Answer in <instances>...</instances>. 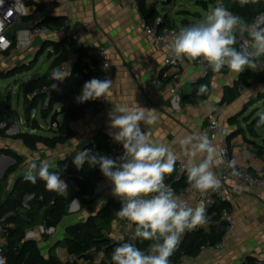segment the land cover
<instances>
[{"label": "crops", "instance_id": "crops-1", "mask_svg": "<svg viewBox=\"0 0 264 264\" xmlns=\"http://www.w3.org/2000/svg\"><path fill=\"white\" fill-rule=\"evenodd\" d=\"M33 1L40 7H26L27 22H22L21 19L12 29L11 40L15 43L14 54L27 58L43 46L44 54L51 52L53 55L55 44H63L70 34H75L79 39V47L84 49L85 53L81 57H76L73 53L65 51L67 58L61 67L71 71L73 76L66 78L58 86V91L69 92L74 89L76 82L84 78V75L89 73L93 75L95 56L99 50L105 51L110 58L111 67L108 78L112 80V87L107 96V105L100 112L88 113L81 121L71 122L70 127L74 131V137L54 149L40 145L36 150H30L21 141L10 138L13 132L0 133V150L9 149L23 157L21 173H26L30 163L44 160L49 163L50 169H53L59 161L74 157L86 146L95 148L98 142L106 138L113 140L109 133L116 130L109 128L108 112L120 105L129 107L139 105L147 110L154 109V113L148 114L156 115V123L141 124L142 130L150 133V139L153 142L171 147L177 155V163L187 164L188 158L183 155L178 140L192 133H201L207 124L208 117L216 107L220 106L224 88L232 86L240 74L228 70L227 74L211 76L209 79L211 94L202 106L192 104L187 99L192 93L194 84L201 79V72L197 69L182 66L177 84L171 79L163 80L162 86L153 91L149 87V80L153 73L161 71L163 53L154 46L153 40L143 33L140 26L141 14L138 11L127 4L111 0H46L43 3ZM66 2L67 7H61V4ZM145 4L150 13L167 17L175 26L177 18L181 22L185 17L177 14L187 13L183 0H168L165 3L163 0H145ZM52 5L55 7L49 9ZM197 5H199L198 2ZM65 20L70 23L69 30L55 35L53 30L59 28ZM39 28L44 31L35 34L34 30ZM11 51L12 49L9 52ZM53 59L54 55L46 65L47 69ZM17 60L20 59L17 58ZM0 65L3 66V63ZM175 85L179 90L176 100L170 95V89ZM263 90L264 83L256 75L252 76L249 89L240 87L239 97L226 106L225 113L219 118L224 134L216 141H212L213 145L227 149L230 160L237 161V170H244L253 176L264 175V135L261 131H257L256 135L251 134L247 129L248 124L245 118L253 117V115L250 114L247 117L243 115L246 107L255 103L251 101H254L258 94H264ZM56 107L60 108L61 105ZM234 118L237 119L235 122ZM230 122H232L231 125ZM13 125H16L15 133L38 135V130H33L28 125L25 132H19V123ZM259 151L262 153L260 154ZM200 159L201 157L198 156L196 162ZM223 170L222 165L213 169L217 176ZM186 182L187 174L184 175V183ZM76 193L77 191L74 192L71 206L68 205L66 216L55 229L54 234L48 237L46 242H42L45 238L39 236L35 239L45 256L49 254L53 246L51 244L64 239L67 226L86 220L91 216L89 213L95 215L102 207L98 208L101 201L113 197L110 181L96 184L94 194L89 201H86L93 200V202L83 208L80 206V198ZM70 194L73 195V192ZM224 196V203L231 209L237 223L236 228L225 238L223 237L224 247L202 251L195 259L182 258L179 264H243L248 258L264 259V189L235 187L228 183ZM186 200L192 207L197 205L193 196ZM88 206H91L90 212H87ZM210 216H213V213ZM209 224L208 219L206 224L197 228L207 230ZM39 227L41 225L30 230L35 231ZM122 233L123 227L118 223L112 222L104 228V234L112 242H115ZM41 246L45 247V252ZM54 254L61 262L67 258V253L65 258H61L57 254V249L54 250ZM95 257L100 259L102 255Z\"/></svg>", "mask_w": 264, "mask_h": 264}, {"label": "clouds", "instance_id": "clouds-1", "mask_svg": "<svg viewBox=\"0 0 264 264\" xmlns=\"http://www.w3.org/2000/svg\"><path fill=\"white\" fill-rule=\"evenodd\" d=\"M4 0H0V6ZM243 7L256 4L258 0H237ZM247 33V36H245ZM239 44V47L237 45ZM170 54L183 62H199L214 73L225 67L230 72L243 73L246 69H256L257 60L264 57V14L252 23H246L222 4L210 8L206 17L181 27L172 35ZM109 65L102 66L107 71ZM70 71L60 68L52 70L50 79L63 82ZM58 90V85H50ZM112 87V80L92 78L86 81L76 100L84 103L105 98ZM208 85L200 84L196 95L208 93ZM153 110L139 105H120L108 112L109 128L113 140L122 144L123 152L116 158L92 154L90 149L78 151L73 164L80 169L85 163L90 167L99 166L102 175L111 183L112 195L119 198L120 208L115 214L133 225L134 236L141 241H150L146 250L135 244L123 242L114 248L113 264H171L170 257L177 249L182 235L208 222L207 210L203 202L195 207L177 196L165 183V177L175 170L177 155L165 144H157L150 139V133L142 130L141 124L153 125L157 121ZM256 127H264V113L258 114ZM183 155L187 157L186 191L206 193L221 187V179L213 171L219 165L227 164L233 177H239L235 159L226 160V151L213 145L205 133H192L178 140ZM201 157L196 162L197 157ZM49 163L29 164L24 179L35 184L45 182L46 190L57 194L67 192V183L61 179L60 171H50ZM123 239V237H121ZM0 264L6 258L0 256Z\"/></svg>", "mask_w": 264, "mask_h": 264}, {"label": "trees", "instance_id": "trees-1", "mask_svg": "<svg viewBox=\"0 0 264 264\" xmlns=\"http://www.w3.org/2000/svg\"><path fill=\"white\" fill-rule=\"evenodd\" d=\"M22 1L25 7H40L33 0ZM198 4L204 7L206 6V3L198 2ZM222 5L233 14L240 16L246 23L254 22L256 16L264 13V0H258L256 4L250 3L243 7L239 5L237 0H229ZM138 6L141 17L145 18L148 23H152L159 17L147 10L145 0H138ZM162 20L161 26L178 29L167 17H163ZM22 22H27L26 16L22 18ZM14 47L15 43H13L12 49ZM44 50L37 54L36 59L44 54ZM65 51L63 44H55L53 48L54 59L46 73L21 84L25 122L31 123L33 130L41 131L37 121L30 119L32 112L36 109H39L40 118L43 121L49 119L54 107L61 105V107L63 106L66 109L65 113L61 116L62 119L58 129H47L52 136L29 133H17L10 136L13 140L21 141L30 150H36L40 145L48 149H54L57 146L65 144L74 137V131L70 127L71 122L81 121L88 113L100 112L102 110V106L98 100H90L84 103H78L76 100V97L81 93L84 83L90 80L91 73L84 75V78L76 82L74 89L69 92L60 93L58 90H53L50 87L54 83L50 79V73L53 69L59 68L65 63L67 58L64 54ZM83 53H85V50L79 47V57ZM9 54L10 52H7L2 56H9ZM262 58L264 60V57ZM36 59L35 61H37ZM35 64L36 62L33 65L23 64L17 68L0 70V81H5L18 74L31 72ZM227 72V67L223 68L219 73H214L209 69L207 71V77L198 80L194 84L192 93L187 99L192 104H198L199 102L208 100L211 94L210 77L215 74H227ZM252 76L253 74L251 72L244 71L232 86L225 87L219 105L228 106L232 104L239 97L240 87L246 89L251 87ZM260 81L264 83V78L260 77ZM200 84L208 85L209 90L206 95H196ZM9 104L10 101H7L6 106L8 108L10 107ZM258 119L259 116L245 118L248 124L247 129L253 135H256L257 131H261L264 135V127H256ZM236 120L234 118V122ZM232 122H230V125ZM2 124L4 128L0 129V133L5 134L10 128V123L4 118H0V125ZM84 149H90L92 154L108 156V147L104 141L98 142L95 148L89 145ZM259 153L261 154L262 151H259ZM0 155L9 157L14 161V164L5 172L3 179L0 181V225L4 228V257L6 258L7 264H69L68 262H61L54 254V250L61 244L66 250L67 256L75 258L76 261L73 264H94L95 256L99 254L102 255L100 264H106L112 261L111 256L113 250L120 243H132L142 250H146L151 243L150 241H141L136 237H134L133 241L125 240L113 243L106 237L104 228L114 221L117 217L115 212L121 206L119 198L114 196L113 198H109L95 215L89 216L82 222L67 226L64 231V239L59 241V244L55 243L51 247L49 254L45 256L36 240H27V232L39 225L45 229H56L66 216L69 201L63 194L46 190L45 182L42 180H37L35 184L26 181L24 179L25 173H21L24 164L22 156L9 149L0 150ZM73 159L74 157H68L63 161H59L53 169L49 170L56 171L58 168L61 174L62 172H66L71 175L77 187V197L80 198L81 204H84L85 201L83 198L87 196L91 197L94 194L95 185L108 180L102 175L98 165L90 167L88 163H85L82 168L77 169L73 164ZM35 163L39 164L40 162ZM11 176L15 177L9 190L6 192ZM175 178L176 165L174 172L165 177V183L178 192L188 187L187 182L184 183V176L180 181H176ZM26 197H30V199L24 204ZM225 207H227L226 203L220 202L209 209L207 216L210 224L207 230L196 228L182 235L177 249L173 256L170 257L171 264H179L181 259L185 257L195 259L200 255L203 248L214 247L222 241L225 234V224L220 220V211ZM212 213L213 216H210ZM256 262L257 259L248 258L243 264H256Z\"/></svg>", "mask_w": 264, "mask_h": 264}, {"label": "built area", "instance_id": "built-area-1", "mask_svg": "<svg viewBox=\"0 0 264 264\" xmlns=\"http://www.w3.org/2000/svg\"><path fill=\"white\" fill-rule=\"evenodd\" d=\"M38 2H45L46 0H36ZM116 3H122L127 4L131 6L134 10L139 12V6H138V0H111ZM168 0H163V2H167ZM216 6L218 4H224L225 2L229 0H209ZM55 6H49V9H53ZM61 7L66 8L67 2L61 4ZM264 14V13H262ZM26 16V7L24 5V2L22 0H4L3 5L0 6V55H4L5 53L9 52L13 47V42L11 40V35L13 34V27L17 22H20L23 17ZM261 17V14L256 16L255 20L257 18ZM163 17L159 16L157 19H155L152 23H148L147 20L143 17L140 18V26L143 31V33L151 38L153 40L154 46L162 51L163 53V62H162V68L160 72L153 73L149 80V87L155 91L158 87L162 86L163 80H173L176 82L180 79V69L182 66H187L192 69H197L201 72V76H204L207 74V71L210 68H207L206 65H202L199 62H189L186 58L181 62L180 60L175 59L170 54V47L172 44V35L174 32H177L179 29H175L173 27H167V26H161ZM70 23L65 20L62 22L61 26L57 29L53 30V33L55 35H59L62 33H65L69 30ZM44 31V29H35V34H40ZM245 36H247V33H245ZM79 39L77 35L70 34L69 37H67L63 41V46L65 50L69 53H73L76 57L79 56L78 45ZM239 47V44H238ZM107 63L109 65V68L107 71L102 70V66ZM111 63L110 58L108 54L103 51L99 50L95 57V72L91 76L92 78H98V79H105L108 78V71L110 70ZM63 71H69L65 69L64 67L60 68ZM245 71L251 72L253 75H256L258 77L264 78V60L263 58H259L257 60V68L256 69H246ZM73 76L72 72L70 71V75L67 78H71ZM55 84L58 86L61 84L59 81H54ZM45 90V89H43ZM178 86L175 85L170 89V95L171 97L176 100L178 99ZM49 96V95H48ZM108 96V95H107ZM101 98L98 99V102L101 104L102 109L107 105V98ZM31 98V96H30ZM48 101V99H47ZM46 101V103H47ZM204 104V101L199 102L197 105L202 106ZM59 109V108H58ZM226 106H218L214 109L212 114L208 117V121L206 126L201 130V133H205L208 135L211 141H216L220 136L224 134V129L221 127L219 123V118L225 113ZM4 125H0V129H3ZM16 130V128H10L6 132H13ZM105 145L108 147V156L111 158H116L120 156L123 152L122 144L116 143L114 140L110 138H106L104 140ZM226 151V160H230L229 153L226 148H223ZM186 163L179 162L176 164V181H180L182 177L187 174L186 171ZM223 171L219 173L218 177L221 179V187L216 190L212 191L209 190L206 193H201L199 191L193 190L191 192L186 191L187 188H185L183 191H176L174 188H171L174 190L175 194L179 196L181 199H183L185 202H187L190 206L191 204L186 200L190 196L195 197L197 204L203 202L207 212L209 209H211L213 206L220 202H224L225 196L224 192L226 189V185L228 183L232 184L235 187H245V188H260L264 189V175L262 176H253L250 175L248 172L244 170H238L241 175L239 177H233L231 173V169L227 167V164H223ZM24 174V172H22ZM61 179L64 180L68 187L67 192L63 195L67 198L69 203H71L74 199V192L77 191V187L72 180L71 175L67 174L66 172H62ZM169 186V185H168ZM73 192V195L70 193ZM30 197H26L24 199V204H26L29 201ZM84 201H89L90 197H84ZM220 220L224 222L225 224V234L224 238L233 231L236 226V220L235 217L229 207H225L220 211ZM113 223H118L122 225L123 227V233L119 236L118 239H116L117 242L120 241H133L134 240V225L129 228V222L119 218L118 216L114 219ZM196 229V228H195ZM193 229V230H195ZM191 230V231H193ZM55 229H45L43 226L37 228L35 231L30 230L27 232L26 238H32L35 240L39 235L40 236H47L51 237L54 234ZM186 231V232H191ZM185 232V233H186ZM123 237V239H121ZM223 238V239H224ZM217 244L214 247H205L202 249V251L206 250H214V249H220L224 247V240ZM4 247H5V239H4V228L2 225H0V256L4 257ZM75 258L67 256L64 262H68L69 264H73L75 262ZM101 260L98 259L94 262V264H100ZM7 264V263H6ZM106 264H113V262H107ZM256 264H264V259L257 260Z\"/></svg>", "mask_w": 264, "mask_h": 264}, {"label": "rangeland", "instance_id": "rangeland-1", "mask_svg": "<svg viewBox=\"0 0 264 264\" xmlns=\"http://www.w3.org/2000/svg\"><path fill=\"white\" fill-rule=\"evenodd\" d=\"M183 2L185 4L187 13H185V14L184 13H178L177 15L178 16L184 15L185 16L184 19H189V20H192V17L194 14H200L202 16V18L206 17L210 8H214L216 6L215 4L210 2L209 0H183ZM197 2L206 3V6L204 7L202 5H197ZM176 27L178 29L181 28L180 21L178 18L176 19ZM46 55H47V53L43 54L38 59H36L37 58L36 54H34V55L31 54L27 58L22 57V56L19 57V56H16L14 54V49H12L9 56L3 57V58H2V56H0V63H3V66L0 65V70L17 68V67L23 65L24 62H25V65H28V64L33 65L36 62V64L34 65V68L31 72L18 74L15 77H12V78L7 79L5 81H0V118L6 119L10 123L11 128H14L16 126L13 124L19 123V125H20L19 132H25L26 131L25 130L26 125H28L30 128L32 127L31 123L25 122V117H24V112H23V98H22V92H21V84L26 83L27 81L33 79L36 76L43 74L46 71V69H47L46 65L49 63L50 60L47 63H45L44 65H42L41 70L36 73V69L41 65V63L45 59ZM4 58H8V59L5 60ZM17 58H19L20 60L16 61ZM35 59L37 61H35ZM21 63H23V64H21ZM32 76H34V77H32ZM262 92H264V90ZM2 98H5V103L7 101H10V104H9L10 107L8 108L6 106L5 112H3ZM251 102H255V103H252V105H250L249 107H246V109L244 110L245 114L243 115V117H247L250 114L253 115V117H255V116H258L259 113H264V94L263 93L258 94L257 98ZM56 109H58V107L53 108V111L51 112L50 116L52 115V113ZM30 119L37 121V123L39 124L41 131H38V135L51 136V134L47 131L48 128L50 129L49 119L47 121H43L40 118L39 109H36L34 112H32ZM59 121H61V117L59 118ZM53 129H55V128H53ZM14 134H17V133H12L10 135L12 136ZM14 177L15 176H12L9 179L8 186L6 188V192L9 190V188H10V186L14 180ZM107 199L108 198L103 199L101 201V203L99 204L98 208L103 206L106 203ZM80 202H81V200H80ZM91 202H93V200H91L90 202L85 201V203L80 204V206L83 208V206L89 205ZM70 206H71V203L69 204V207ZM88 207L89 208H88L87 212H90L91 206H88ZM89 214L93 215V213H89ZM39 237L45 238L42 242H46L47 238H48L47 236H44V235L43 236L39 235ZM57 244H59V241L57 242ZM51 245H54V244H51ZM41 249L44 251L45 247L41 246ZM56 249H57V254L61 258L66 257V252H65L62 244L58 245V247ZM95 259L98 260L96 257H95Z\"/></svg>", "mask_w": 264, "mask_h": 264}, {"label": "water", "instance_id": "water-1", "mask_svg": "<svg viewBox=\"0 0 264 264\" xmlns=\"http://www.w3.org/2000/svg\"><path fill=\"white\" fill-rule=\"evenodd\" d=\"M202 18V16L200 14H194L192 17V20L189 19H183L180 22V26L184 27L185 25H188L190 23H194L199 21ZM44 50V47L41 46L37 51H36V57L38 53H41ZM52 58V53L51 52H47V55L45 57V59L42 61L41 65L36 69V73L39 72L42 68V65H44L45 63H47L50 59ZM207 77V74L204 76H201V79H205ZM2 103H3V112H5L6 110V103H5V98H2ZM65 107H60L59 109H56L52 115L49 118V127L50 128H55L58 129L59 125H60V121H59V117H61L64 113H65ZM14 164V161L12 159H10L9 157H6L4 155H0V181L3 179V176L5 174V172ZM113 198V197H111ZM107 202V201H106ZM27 240H33L32 238H27ZM113 243H118L117 241L113 242Z\"/></svg>", "mask_w": 264, "mask_h": 264}]
</instances>
